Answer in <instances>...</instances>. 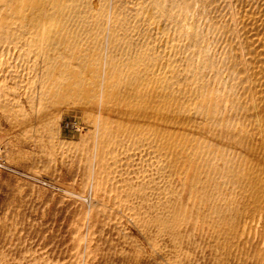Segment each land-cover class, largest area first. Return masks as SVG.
<instances>
[{
  "label": "rangeland",
  "instance_id": "obj_1",
  "mask_svg": "<svg viewBox=\"0 0 264 264\" xmlns=\"http://www.w3.org/2000/svg\"><path fill=\"white\" fill-rule=\"evenodd\" d=\"M40 1L0 0V264H264V214L243 191L220 210L205 205L221 195L212 186L198 195L196 180L215 173L195 157L191 111L161 77L202 71L216 106L242 109L264 169V0Z\"/></svg>",
  "mask_w": 264,
  "mask_h": 264
},
{
  "label": "bare ground",
  "instance_id": "obj_2",
  "mask_svg": "<svg viewBox=\"0 0 264 264\" xmlns=\"http://www.w3.org/2000/svg\"><path fill=\"white\" fill-rule=\"evenodd\" d=\"M5 1V0H4ZM34 1V0H33ZM135 1V0H134ZM141 1V0H140ZM144 1V0H143ZM41 3H43V6H45V3L47 4V6L49 5V8H53V9H61L63 10L62 8L65 7V4L71 2L70 0H41L40 1ZM45 2V3H44ZM111 2V1H110ZM188 2V1H187ZM202 2V1H201ZM8 3V2H7ZM34 3V2H33ZM164 3H165V0H164ZM175 3V1H174ZM173 3V4H174ZM206 3V2H205ZM83 4V3H82ZM131 4V3H129ZM13 5V4H12ZM111 5V4H110ZM136 5V3H135ZM164 5V4H163ZM163 5H161L163 7ZM176 5V4H174ZM1 6V5H0ZM29 6V5H28ZM55 6V7H54ZM119 6V4H118ZM139 6V5H138ZM183 6V5H182ZM148 7V6H147ZM1 8V7H0ZM14 8V7H13ZM111 8V7H110ZM117 8V7H116ZM133 8V7H132ZM130 7V9H132ZM176 8V7H175ZM26 9V8H25ZM129 9V10H130ZM170 9L171 6H170ZM152 10V9H150ZM240 10V9H239ZM176 11V9H175ZM140 12V10H139ZM171 12V11H170ZM188 12V11H187ZM82 13H84L82 11ZM86 13V12H85ZM136 13V11H135ZM173 13V12H172ZM7 14V13H6ZM111 14V13H110ZM150 14V13H149ZM161 14V13H160ZM171 14V13H170ZM179 14V13H178ZM176 14V15H178ZM5 14H3L4 16ZM9 15V14H8ZM11 15V13H10ZM233 15V14H232ZM2 16V17H3ZM112 17V16H111ZM174 17V16H173ZM181 20L182 18H184L181 14ZM23 18V17H22ZM81 19L83 20H87L88 19L83 16V17H80ZM110 18V17H109ZM244 18V16H243ZM61 19V18H60ZM169 19V18H168ZM236 20V19H235ZM147 21V20H146ZM149 21V20H148ZM178 21V20H177ZM180 21V20H179ZM183 21H186L185 18ZM191 21V20H190ZM189 21V22H190ZM225 21V20H224ZM153 22V21H152ZM163 22V20H162ZM160 22V23H162ZM164 23V22H163ZM182 23V21H181ZM186 23V22H185ZM192 23V22H191ZM107 24V19H106V23ZM151 24V23H150ZM153 24V23H152ZM183 24V23H182ZM189 24V23H188ZM245 24V23H244ZM164 25H166L164 23ZM193 25V24H192ZM197 25V24H196ZM142 26V25H140ZM144 26V25H143ZM146 26V25H145ZM170 26H172L170 24ZM168 26V27H170ZM188 26V25H187ZM186 26V27H187ZM102 27V26H101ZM158 27V26H157ZM162 27V26H161ZM183 27V26H182ZM190 27V25L188 26ZM143 28V27H142ZM155 29V26L153 27ZM193 28V27H192ZM109 29V28H108ZM147 29V28H146ZM172 29V28H171ZM181 28H179L180 30ZM183 29V28H182ZM189 29V28H188ZM187 29V30H188ZM230 29V28H229ZM90 30V29H89ZM158 30V29H157ZM178 30V29H177ZM184 30V29H183ZM183 30L180 31V33H184ZM190 30V29H189ZM186 31V32H189L190 31ZM174 31V30H173ZM185 31V30H184ZM197 31V29H196ZM195 31V32H196ZM151 32V31H150ZM160 32V31H159ZM185 32V33H186ZM157 33V32H156ZM164 33V30L163 32ZM170 33H171V30H170ZM169 33V34H170ZM178 33V32H177ZM106 33H104L105 35ZM160 34V33H159ZM166 34V33H165ZM155 35V34H154ZM181 35V34H180ZM196 35V33H195ZM109 35H107L108 37ZM161 36H163L161 34ZM169 36V35H167ZM171 36V35H170ZM175 36V35H174ZM179 37V36H178ZM188 37V35H187ZM194 37V36H193ZM172 38H175L172 36ZM108 39V38H107ZM154 39H156V37H154ZM165 40V38H162V40ZM168 39V38H167ZM152 40V39H151ZM150 40V41H151ZM163 40V41H164ZM174 40V39H173ZM177 41V39H175ZM174 40V42H175ZM181 40H183L181 38ZM192 40V38L190 39ZM133 41V40H132ZM157 41V40H156ZM194 41V39H193ZM167 42V41H166ZM165 42V43H166ZM170 42V41H169ZM181 42V41H180ZM185 42V40H184ZM201 42V41H200ZM233 42V41H232ZM107 43V42H106ZM159 43V42H158ZM161 43V42H160ZM159 43V44H160ZM163 43V42H162ZM168 43V42H167ZM166 43V45H167ZM183 43V42H182ZM178 44V42H177ZM176 44V46H177ZM180 44V43H179ZM186 44H187V41H186ZM203 44V43H202ZM164 45V44H162ZM161 46V45H160ZM181 46V44H180ZM189 46V45H188ZM198 46V44H197ZM164 47V46H163ZM185 47V46H184ZM187 47V46H186ZM203 47V46H202ZM15 48V47H14ZM107 48V47H106ZM149 48V46H148ZM160 48V47H159ZM167 49V47H165ZM169 48V47H168ZM171 48V47H170ZM175 48V47H174ZM177 48H182L181 47H177ZM189 48V47H188ZM111 49V48H110ZM124 49V48H123ZM172 49V48H171ZM170 49V50H171ZM184 49V48H182ZM186 49V48H185ZM4 50V48H3ZM90 50V49H89ZM147 50V49H146ZM180 50V49H179ZM187 50V49H186ZM191 50V49H190ZM193 50V48H192ZM104 51V50H103ZM127 51V50H126ZM130 51V50H129ZM136 51V50H135ZM177 51V50H176ZM86 52V51H85ZM128 52V51H127ZM131 52V51H130ZM154 52H155V49H154ZM178 52V51H177ZM190 52V51H188ZM187 52V53H188ZM194 52V50H193ZM200 52V51H198ZM205 52V51H204ZM123 53V52H122ZM160 53V52H159ZM175 53V52H174ZM179 53V52H178ZM162 54H164V52H162ZM160 54V55H162ZM106 55V54H105ZM121 55V54H120ZM129 55V54H128ZM131 55V54H130ZM144 55V54H143ZM143 55L141 56L143 58ZM165 55V54H164ZM171 55V51H170V54H168V58L169 56ZM174 55V54H173ZM192 55V54H191ZM26 56V55H25ZM87 56V55H86ZM88 56H90L88 54ZM139 56V55H138ZM155 56V54L153 55ZM166 56V57H167ZM182 56V55H181ZM242 56V55H241ZM146 57V56H145ZM174 57V56H173ZM188 57V56H187ZM193 57V56H192ZM198 57V56H197ZM120 58V56H119ZM127 58V57H126ZM138 58V57H137ZM165 58V57H163ZM202 58H205V57H202ZM102 59V58H101ZM125 59V58H124ZM139 59V58H138ZM147 59V58H146ZM153 59V58H152ZM179 59V58H178ZM192 59V58H191ZM123 60V59H122ZM154 60V59H153ZM167 60V59H166ZM190 60V59H189ZM203 60V59H202ZM249 60V59H248ZM147 61V60H146ZM149 61V60H148ZM158 61V60H157ZM162 61V60H161ZM176 61V59H175ZM174 61V62H175ZM179 61V60H178ZM191 61V60H190ZM199 61V60H197ZM247 61V60H246ZM130 62V61H129ZM128 62V63H129ZM141 62L143 63V60L141 59ZM169 62V60H168ZM172 62V63H174ZM183 62V61H182ZM201 62V61H200ZM248 62V61H247ZM120 63V62H119ZM123 63V62H122ZM125 63V62H124ZM161 63V62H160ZM180 63V61H179ZM130 64V63H129ZM177 64V63H176ZM187 64V62H186ZM185 64V65H186ZM189 64V63H188ZM205 63H203V66H206L204 65ZM257 64V62H256ZM28 65V64H27ZM122 65V64H121ZM120 65V66H121ZM126 65V64H125ZM166 65V64H165ZM180 66V64H178ZM192 65V64H191ZM197 65V63H196ZM202 65V64H201ZM251 65V64H250ZM130 67L132 66L131 64L129 65ZM128 66V67H129ZM150 66V65H149ZM169 65H167L166 67H168ZM172 66V65H171ZM26 68V66H24ZM133 67V66H132ZM131 67V68H132ZM148 67V65H147ZM152 68V66H150ZM162 67V66H161ZM177 67V66H176ZM193 67V66H191ZM131 68H127V69H131ZM171 68V67H170ZM122 69V68H121ZM155 69V68H154ZM152 69V70H154ZM168 69V68H167ZM195 69V68H194ZM193 69V70H194ZM198 69V68H197ZM203 69V68H202ZM251 69V68H250ZM254 69V68H253ZM260 69V68H259ZM15 70V69H14ZM20 70V69H19ZM98 70V69H97ZM100 70V69H99ZM179 70V69H178ZM205 70V69H204ZM207 70V69H206ZM209 70V69H208ZM207 70V71H208ZM262 70V69H261ZM18 71V70H17ZM167 71V70H166ZM171 70L169 69V72ZM181 71V70H180ZM179 71V72H180ZM206 71V72H207ZM24 72V71H23ZM119 72V71H118ZM131 72V70L129 71ZM161 72H162V69H161ZM165 72V71H163ZM162 72V73H163ZM174 72V71H173ZM171 72V73H173ZM185 72V71H184ZM202 72V71H201ZM201 72L199 73L198 72H195V73H189V74H185V76L181 77H177V76H167V75H163L161 74V77L164 79L163 83L166 85V87H171L172 90L174 91L173 93L177 95V101L184 107V106H188V108L190 109L191 111V116H192V119H193V130L196 134L193 142L191 143L194 147L193 149V152L195 154V157L196 155L198 154V156L201 154V167L203 169L207 168V169H210L212 171H214L215 173V177H208V176H204V177H201L199 178L198 180H196V186H197V190L199 192V196H203L205 197V193L207 192V189L209 186H212L213 190L216 192V193H219L221 195H216L217 196V201L215 202H211L209 203V201H206L205 202V205L208 203L210 208L212 209H215V210H220L222 208H224L229 202H231L232 199L235 198V192L237 189H241L243 191V193L240 196V199L243 200L244 202H248L252 208V213L256 214L258 213L259 214V218H263V214H264V169H262L261 167V162L259 160V154L257 152V148L255 147H252L250 146L251 144L248 143L249 139H246L247 138H250L249 136H247V131H246V126L244 124V119L242 117V109H240L239 107H237L235 105V103H232V105L230 104V101H226V103L223 104L222 107H218L216 106V104H214V101L212 99V96L209 95V90L211 88V82L210 80L207 81V80H202V78H200V74ZM122 73V72H121ZM159 73V72H158ZM166 73V72H165ZM170 73V74H171ZM210 73V72H209ZM217 73V72H216ZM169 74V73H168ZM184 74V73H183ZM208 74V73H206ZM20 75V74H19ZM23 74H21L22 76ZM27 75V74H26ZM25 75V76H26ZM153 75V74H152ZM172 75V74H171ZM175 75V74H174ZM203 75V74H202ZM211 75V73H210ZM257 75V74H256ZM111 76V75H110ZM114 76V75H113ZM112 76V77H113ZM204 76V75H203ZM209 76V75H208ZM36 77V76H35ZM104 77V76H103ZM111 77V78H112ZM212 77V76H211ZM100 78V77H99ZM106 78V77H105ZM128 78V77H127ZM167 78H170V80H168ZM210 78V77H209ZM76 79V78H75ZM98 79V78H97ZM249 79V78H248ZM256 79V78H254ZM27 80V79H26ZM106 80V79H105ZM126 80V79H125ZM235 80V79H234ZM48 81V80H47ZM99 81V80H98ZM264 81V80H263ZM116 82V81H115ZM157 82V81H156ZM249 82V81H248ZM252 82V81H251ZM255 82V80H254ZM105 83V82H104ZM103 83V84H104ZM122 83H123V80H122ZM217 83V82H216ZM257 83V79H256V82ZM219 84V82H218ZM240 84V83H239ZM249 84V83H248ZM261 84V83H260ZM156 85V83H155ZM214 85V83L212 84V86ZM247 85V84H246ZM253 85V83H252ZM255 85V84H254ZM103 86V85H102ZM157 86V85H156ZM180 86H183V87H186L187 90H186V93H180V91L178 92L177 90L179 89ZM225 86V85H224ZM245 86V85H244ZM264 86V85H263ZM159 87V86H158ZM219 87V86H218ZM246 87V86H245ZM262 87V85H261ZM214 88V87H213ZM109 89V88H108ZM225 89V88H224ZM232 89V88H231ZM245 89V88H244ZM262 89V88H261ZM163 90V89H162ZM167 90V89H166ZM249 90V89H247ZM263 90V89H262ZM93 91V90H92ZM239 91V90H238ZM246 91V90H245ZM250 91H253V90H250ZM13 92V91H12ZM110 92V90H109ZM225 92V91H224ZM137 93V91H136ZM135 93V94H136ZM143 93V92H142ZM233 91H230V94H232ZM252 93V92H251ZM260 93V92H259ZM37 95V93H35ZM86 94V93H85ZM163 94V93H162ZM264 94V93H263ZM38 96V95H37ZM77 96V95H76ZM102 96V95H101ZM238 96V95H237ZM253 96V95H252ZM135 97V96H134ZM244 97V96H243ZM247 97V96H246ZM251 97V96H250ZM97 98V96H96ZM141 98V97H140ZM144 98V97H143ZM233 98V96H232ZM239 98V97H238ZM237 98V99H238ZM149 99V98H147ZM217 99H218V96H217ZM234 99V98H233ZM255 99V98H254ZM93 100V98H92ZM134 101V99H133ZM235 102V99L233 100ZM247 101V100H245ZM84 102V101H83ZM82 102V103H83ZM147 102V101H146ZM176 102V104L178 103ZM81 103V104H82ZM92 103V102H91ZM124 103V102H123ZM73 104V103H72ZM101 104V103H100ZM134 104V103H133ZM175 104V105H176ZM253 104V103H252ZM118 105V104H117ZM169 105V104H168ZM77 106V104H76ZM93 106V105H92ZM178 106V105H177ZM180 106V107H182ZM169 107V106H168ZM179 107V108H180ZM244 107V106H243ZM101 108V107H100ZM103 108H106V107H103ZM172 108V107H171ZM176 108V107H175ZM174 108V109H175ZM248 108V107H247ZM66 109V108H65ZM94 109L96 110V108L94 107ZM186 109V108H185ZM184 109V110H185ZM246 109V108H245ZM80 110V109H79ZM98 110V109H97ZM109 110V109H108ZM250 110V109H249ZM256 110V109H255ZM258 110V108H257ZM81 111V110H80ZM88 111V110H87ZM100 111V110H99ZM127 111V110H126ZM142 111V110H141ZM140 111V112H141ZM181 110L179 109V112ZM246 111V110H245ZM90 112V111H89ZM92 112V111H91ZM90 112V113H91ZM102 112H105L103 111L102 109ZM167 112V111H166ZM173 112V111H172ZM184 111H182L183 113ZM189 112V111H187ZM247 112V111H246ZM154 113V111H153ZM186 113V112H185ZM57 114V112H56ZM160 114V112H159ZM169 114V113H168ZM178 114V113H177ZM188 114V113H187ZM87 115V114H86ZM100 115V114H99ZM104 115V114H103ZM102 115V116H103ZM141 115V114H140ZM154 115V114H153ZM190 115V114H189ZM174 116V115H173ZM183 116V115H182ZM185 116V115H184ZM95 117V116H93ZM111 117V116H110ZM130 117V116H129ZM134 117V116H133ZM157 117V116H156ZM178 117V115H177ZM256 117V116H255ZM259 117V116H258ZM251 118V117H250ZM89 119V118H88ZM98 119V117H97ZM185 119V118H184ZM248 119V118H247ZM59 120V119H58ZM132 120V119H131ZM173 120V119H172ZM176 120V119H175ZM179 120V119H178ZM181 120V119H180ZM188 117H187V121H188ZM252 120V119H250ZM90 121V120H89ZM51 122V121H50ZM142 122V121H141ZM172 122V121H171ZM259 122V121H258ZM261 122V121H260ZM39 123V122H38ZM163 123V122H162ZM161 123V124H162ZM183 123V122H182ZM185 123V122H184ZM247 123V121H246ZM251 123V122H250ZM136 124H137V121H136ZM144 124V123H143ZM192 124V123H191ZM248 124V123H247ZM260 124V123H258ZM35 125V124H34ZM252 125V124H251ZM254 125H255V122H254ZM97 126H98V123H97ZM139 126V125H138ZM158 126V125H157ZM184 126V125H183ZM250 126V125H249ZM248 126V127H249ZM169 127V125H168ZM189 127V125H188ZM258 127V126H257ZM259 127L261 128V126L259 125ZM258 127V129H259ZM256 128V127H255ZM98 129V128H97ZM152 129V128H151ZM250 129V128H249ZM149 130V129H148ZM192 130V132H193ZM256 130V129H255ZM185 131V130H184ZM97 132V131H96ZM137 132V131H136ZM252 132V131H251ZM261 132V131H260ZM88 134H90V132H87ZM151 133V132H150ZM255 133V132H254ZM257 133V132H256ZM98 134V133H97ZM96 134V135H97ZM140 134V133H139ZM145 134V133H144ZM148 134V133H147ZM249 134V133H248ZM262 134V133H261ZM264 134V133H263ZM143 135V134H142ZM173 139L175 140H178L179 139V135H180V124H177L175 125L174 129H173ZM183 135V134H182ZM191 137H192V133L190 134ZM253 138L254 135L253 133L251 134ZM137 136V135H135ZM87 137V136H86ZM97 137V136H96ZM117 137V135H116ZM144 137V135H143ZM258 137V136H257ZM210 138L212 139L213 138V141H210L207 145H205L204 142L207 141V139ZM259 138V137H258ZM38 139V138H37ZM40 139V138H39ZM145 139V137H144ZM147 139V138H146ZM145 139V140H146ZM264 139V138H262ZM35 140V139H34ZM131 140V139H130ZM252 140V138H251ZM135 141V140H134ZM138 141V140H137ZM136 141V143H137ZM147 141V140H146ZM173 141V140H172ZM262 141V140H261ZM1 142V141H0ZM141 142V140H140ZM259 142V141H257ZM256 142V144H257ZM97 143V141H96ZM163 143V142H162ZM253 143V141H252ZM262 143V142H261ZM264 143V142H263ZM38 144V142L36 143ZM129 143H127L128 145ZM250 144V145H249ZM254 144V143H253ZM97 145V144H96ZM139 145V144H138ZM142 145V144H141ZM144 145V144H143ZM163 145V144H162ZM189 145V143H188ZM262 145V144H261ZM135 146V145H134ZM137 146V145H136ZM148 146V145H147ZM146 146V147H147ZM257 146V145H256ZM263 146V145H262ZM259 148V147H258ZM128 149V148H127ZM140 149V148H139ZM143 149V148H142ZM145 149V148H144ZM151 149V148H150ZM149 149V150H150ZM173 149L175 150H179V154H185L187 152V150L184 148V147H181V146H178V144H174L173 145ZM152 150H154L152 148ZM158 150V149H157ZM262 150V149H260ZM129 151V150H128ZM263 151V150H262ZM96 152V151H95ZM189 152V151H188ZM187 152V153H188ZM231 152L232 153V157H230L228 155V153ZM264 152V151H263ZM260 153V152H259ZM118 154V153H117ZM145 155V153H143ZM149 154V153H148ZM155 154V153H154ZM169 154V151L168 153ZM177 154V152H176ZM264 154V153H263ZM158 155V154H157ZM162 155V154H161ZM137 156V155H136ZM179 156V155H178ZM262 156V155H261ZM147 157V156H146ZM162 157V156H161ZM182 155H180V157L178 158L179 160V165L180 166H184L185 163H187V160L186 159H183L181 158ZM186 157V156H185ZM193 157V156H192ZM194 157V158H195ZM95 158V157H94ZM145 158V157H144ZM156 158V157H155ZM262 158V157H261ZM103 159V158H102ZM152 159V158H151ZM159 159V157H158ZM163 159V158H162ZM95 160V159H94ZM155 160V159H154ZM199 160V159H198ZM153 162V160H151ZM94 162V161H93ZM101 162V161H100ZM151 162V164H152ZM162 162V161H161ZM160 162V163H161ZM170 162V161H169ZM264 162V160H263ZM262 162V163H263ZM99 164V162H97ZM96 164V163H95ZM195 164V163H194ZM127 165V164H126ZM160 165V164H159ZM135 166V165H134ZM149 166V165H147ZM154 166V165H153ZM161 166V165H160ZM166 166V165H165ZM194 166V165H193ZM94 167V166H93ZM124 167V166H123ZM146 167V166H145ZM156 167V165H155ZM195 167V166H194ZM143 168V167H141ZM150 167H148L147 169H149ZM162 168V167H161ZM185 168V167H184ZM264 168V167H263ZM194 168H192L191 170H193ZM93 170V169H92ZM95 170V169H94ZM150 170V169H149ZM152 170V168H151ZM168 170V169H167ZM190 170V171H191ZM143 171H144V168H143ZM153 171V170H152ZM165 171V169H164ZM194 171V170H193ZM97 172V171H96ZM156 172V171H155ZM192 172V171H191ZM190 172V173H191ZM189 173V174H190ZM213 173V174H214ZM94 174V173H93ZM151 174V173H150ZM153 174H154V171H153ZM157 174V173H155ZM189 174H188V177H189ZM193 174V173H192ZM152 175V174H151ZM150 175V176H151ZM161 175V173H160ZM180 175V174H179ZM107 176V175H106ZM104 177V176H103ZM155 177V176H154ZM164 177V176H163ZM175 177V176H174ZM187 177V179H189ZM110 178V177H109ZM153 178V177H152ZM156 178V177H155ZM154 178V179H155ZM160 178V177H159ZM161 179V178H160ZM159 179V181H161ZM98 180V179H97ZM180 180V179H179ZM158 181V182H159ZM190 181V179H189ZM94 182V181H93ZM150 182V181H149ZM176 183H179L177 181H175ZM160 183V182H159ZM158 183V185H159ZM189 183V182H187ZM152 184V183H151ZM157 184V183H155ZM163 184V183H162ZM162 184H160L161 186H163ZM92 185V184H91ZM151 186V185H150ZM154 186V184H153ZM156 186V185H155ZM161 186H159V188H161ZM189 185L187 186V189H188ZM97 188V187H96ZM158 188V189H159ZM172 188V187H171ZM184 188H185V185H184ZM141 189V188H140ZM90 190H93L92 188H90ZM169 190V189H168ZM164 191V190H163ZM97 192V191H96ZM96 192H94V194H96ZM167 192V191H166ZM223 192V193H221ZM68 193V192H67ZM70 193V192H69ZM77 193V192H76ZM93 193V191L91 192ZM150 193V192H149ZM169 193V192H168ZM87 194V193H86ZM98 194V193H97ZM112 194V192H111ZM116 194V193H115ZM159 194V193H158ZM187 194H188V191H187ZM186 194V196H187ZM192 194V193H191ZM235 194V195H234ZM85 195V193H84ZM165 195V193H164ZM70 196V195H69ZM75 196V195H74ZM86 196V195H85ZM84 196V197H85ZM88 196V195H87ZM90 197L92 195H89ZM185 196V197H186ZM97 197V196H96ZM168 197V196H167ZM166 197V198H167ZM81 198V197H80ZM79 198V199H80ZM87 198V197H86ZM95 198V197H94ZM93 198V199H94ZM162 198V197H161ZM219 198V199H218ZM88 199V198H87ZM92 199V200H93ZM90 200V198H89ZM184 200V199H183ZM82 201V200H81ZM88 201V200H87ZM96 201V200H95ZM185 201V200H184ZM85 202V201H84ZM89 202V201H88ZM92 203V202H91ZM90 203V204H91ZM96 203H98L96 201ZM185 203V202H184ZM183 203V205H184ZM89 204V203H88ZM234 204V203H233ZM92 206V205H91ZM228 206V205H227ZM90 206L88 205V208ZM190 207V206H189ZM206 207V206H205ZM242 207V206H241ZM91 208V207H90ZM240 208V207H239ZM206 210V208H204ZM225 209V208H224ZM233 209V207H232ZM124 210V209H123ZM231 211V210H230ZM90 212V211H89ZM225 212V211H224ZM223 212V213H224ZM242 213V212H241ZM90 214V213H89ZM88 214V215H89ZM248 214V212H247ZM127 215V214H125ZM212 215V213H211ZM225 215V214H224ZM223 215V216H224ZM242 216V214H240ZM244 215H245V212H244ZM254 216V215H253ZM256 216V215H255ZM87 217V216H86ZM91 217V216H90ZM89 217V218H90ZM126 217V216H125ZM238 217V216H237ZM240 217V216H239ZM93 219V217H92ZM229 219V217L227 218ZM241 219V218H240ZM263 220V219H262ZM88 221V220H87ZM237 221V220H236ZM245 221V220H244ZM235 222V221H234ZM238 222V221H237ZM90 223V222H89ZM88 223V224H89ZM249 223V222H248ZM262 223V221L260 222V224ZM200 224V223H199ZM240 224V223H239ZM255 224V223H254ZM253 224V225H254ZM259 224V223H258ZM226 225V224H225ZM250 224H246L245 228L243 227V235L241 236L243 238V236L245 235L246 231L250 228L249 226ZM244 226V225H243ZM199 227L200 225L198 226V230H199ZM229 227V226H228ZM232 227V226H231ZM252 227V226H251ZM261 227V226H260ZM257 228H259L257 226ZM228 229V228H226ZM88 230V229H87ZM200 231V230H199ZM257 231V230H256ZM178 233V232H177ZM252 233V232H251ZM87 235V234H86ZM264 235V234H263ZM88 236V235H87ZM257 236V235H256ZM255 236V237H256ZM250 237V235H249ZM257 238V237H256ZM261 239V238H260ZM234 240V239H233ZM240 240H243V239H240ZM256 241V240H255ZM261 241V240H260ZM87 242V241H86ZM227 242V241H226ZM225 242V243H226ZM235 243V241H234ZM254 244V243H253ZM264 244V242H263ZM234 245V244H233ZM264 246V245H263ZM262 246V247H263ZM86 248V247H85ZM86 252V251H85ZM87 254H91V253H87ZM86 254V255H87ZM108 257V256H107ZM35 259V258H34ZM91 259V258H90ZM107 259V258H106ZM241 260V259H240ZM236 261V260H235ZM31 263V262H30ZM18 264V263H17ZM27 264V263H26ZM85 264V263H84Z\"/></svg>",
  "mask_w": 264,
  "mask_h": 264
}]
</instances>
